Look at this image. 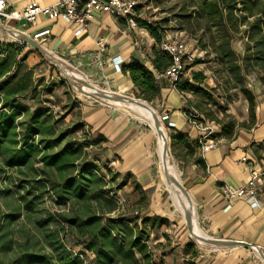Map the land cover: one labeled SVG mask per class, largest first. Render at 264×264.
<instances>
[{
  "label": "rangeland",
  "instance_id": "rangeland-1",
  "mask_svg": "<svg viewBox=\"0 0 264 264\" xmlns=\"http://www.w3.org/2000/svg\"><path fill=\"white\" fill-rule=\"evenodd\" d=\"M241 1L139 0L136 14L140 23L137 22L135 30L141 29L144 32L143 42L148 39L147 30L140 25L142 22L157 30L160 42L165 38L183 41L190 50L189 54L193 55L191 61H185V72L177 81L180 89L175 88V91L176 99L180 102L179 110L190 126L196 128L197 139L200 141H224L227 139L226 134H229L228 137L231 138L237 131L252 129L260 119L258 109H264V62L256 61L258 53L254 47L255 40L250 39L248 26L241 19ZM255 1V10H258L264 4V0ZM211 3H216L220 8V16L210 17ZM252 20L253 18L247 19L249 22ZM147 34L155 46L154 38L148 31ZM0 42L13 46L14 49L9 52V55L18 63L23 62L21 60L27 50L35 51L17 40L7 38L2 32H0ZM55 56L63 63L61 67L47 57L40 61L36 56L35 59H29L25 65L20 64L12 84L16 80H21L22 85L30 82V86L21 98L22 104L31 111L36 106L34 102L41 100L38 106L50 111V124L52 121L55 123L57 134L64 132V141L59 148L66 146L74 150V157L79 159L75 163L72 175L77 174L81 166L89 165L93 172L91 174L99 178L100 183L98 186H93V191H85L78 200L72 198L69 201H62L57 197L58 193L51 189L50 183L43 181L46 178L41 173L42 164L37 162L39 155L32 162L33 169L38 172L36 176L28 169L22 168V173H19L18 169L7 168L0 160V190H10L6 198L0 194V226L4 229L5 225L4 232L7 234L6 241L10 249L7 253H0V264H18L16 260L25 254L51 256L48 233L59 240L82 264H96L95 255L84 249V245L89 242V235L82 225L78 224L79 221L75 226L67 221L69 219L84 220L87 216L99 218L101 225H107L113 230L118 220L122 219L126 224L123 225L124 228L134 229V234L140 233L149 257V262H146L136 254L140 264H195L191 261L193 254L211 255L206 245L200 251L193 247L184 252L182 247H176L174 242L163 236L164 233L160 235L164 229H158L157 226L151 232L149 224L145 227L140 223L141 218L144 217L141 212V207L144 205L140 190L128 176L118 174L115 168L111 167L103 150L100 146H96L89 132L88 135L84 131L79 133L80 126H83L80 122L81 114L75 110L72 111L71 104L78 107V104L90 102L89 100L92 99L108 104V101L99 95L91 94L76 82H69L66 77L69 72H73L79 80L88 81L98 87V84L91 82L95 81V71L92 70V76H94L92 77L89 72L88 75L85 72L91 69L86 62L78 65V61L69 57ZM137 60L144 64L146 59L138 57ZM96 71L100 72L99 69ZM101 84L99 88L106 89ZM244 89L253 96L251 104L247 100V95L243 93ZM52 92L53 95L48 97L47 93L52 94ZM134 99L139 100L135 97ZM46 100H49L51 104ZM4 105L1 101L0 113L6 112ZM143 105L151 109L162 123L163 133L168 139V149L173 160L174 177L177 178L181 165L175 158L191 153L188 137L183 133H171L167 116L157 112L155 106L148 102L144 101ZM63 106L65 107L62 108ZM119 110L130 114L131 121L136 122L137 125L140 124L141 128L150 132L154 167L162 180L154 132L147 122L135 116L137 114L135 109L127 106ZM26 114L24 112L23 117ZM173 138H179V143ZM39 139L40 137H36L33 142ZM40 147L43 148L41 145ZM59 148L53 149L49 154L57 152ZM122 183L124 186L121 185ZM25 191H29L27 199L33 200L34 210L28 211L23 207L21 196L25 194ZM92 194L95 195L91 198ZM16 214H20L19 217H11ZM36 220H42L44 223L38 225ZM163 227H167V224ZM162 236L164 239L160 244L158 240ZM124 237L128 239L126 233ZM167 253L173 256L172 260L165 263L162 257ZM175 257L177 259L181 257L182 261L175 262ZM50 262L55 264L53 260Z\"/></svg>",
  "mask_w": 264,
  "mask_h": 264
},
{
  "label": "crops",
  "instance_id": "crops-1",
  "mask_svg": "<svg viewBox=\"0 0 264 264\" xmlns=\"http://www.w3.org/2000/svg\"><path fill=\"white\" fill-rule=\"evenodd\" d=\"M38 1L15 0L13 6L20 9L27 3ZM55 1L48 0L42 5ZM12 26L32 39L37 34L49 31V34L40 36L35 42L53 55L78 61V65L86 62L91 66L89 71H85L87 75L89 72L92 76V70L96 74L95 81H91L93 84H98L99 87L102 83L104 88L121 94L122 97L134 99V93L138 92L128 73L114 71L112 59H121L124 66L132 59L140 57L146 59L144 66L149 71L152 70L149 60L152 58L154 46L153 40H149L147 36V31L148 40L143 42L145 34L141 29L130 31L123 21L108 15H98L78 37L74 36L72 28L61 19L48 22L40 17L35 26L24 22L14 23ZM42 40L45 41L40 43ZM30 51L32 50H27L23 56L24 65L36 56L40 61L44 58L38 51ZM157 85L158 95L150 104L155 106L157 112L167 116L171 133H183L188 137L191 148V153L175 159L181 165L177 180L188 195V200H184L191 205L192 215L185 205L184 207L180 204V197L167 188L162 171L160 180L154 167L152 136L148 130L141 128L140 124L131 121L130 114L120 111L109 102L107 104L97 99L78 104V107L71 104L72 111L81 114L80 122L83 126H80L79 133L89 132L96 146L103 150L111 167L115 168L118 174L128 176L138 187L144 205L141 207L143 216L153 218L155 225L161 220L167 223V227H163L164 224L158 228L164 229L160 235L164 233L163 236L182 249L192 245L200 251L206 245L211 255L191 256L192 262L264 264V109H258L260 119L254 128L237 131L231 138L218 141L213 149L204 152L197 139L198 131L190 126L179 110L180 102L176 99L175 88L163 78L157 80ZM47 95L51 97L53 92ZM138 101L144 104V101ZM46 102L51 104L49 100ZM193 142H197L198 147L193 146ZM244 157L251 163V167L248 168L247 163L240 162ZM199 158L203 163H198ZM252 172L262 181L260 207L252 209L241 200L228 203L222 193L224 186H244L251 178ZM192 219L203 234L218 239L223 245L203 244L197 242L191 234L188 235ZM155 228L157 226L150 231ZM163 236L158 240L160 244ZM172 256L167 253L162 258L167 263L172 260ZM181 257H175V262L182 261Z\"/></svg>",
  "mask_w": 264,
  "mask_h": 264
},
{
  "label": "trees",
  "instance_id": "trees-1",
  "mask_svg": "<svg viewBox=\"0 0 264 264\" xmlns=\"http://www.w3.org/2000/svg\"><path fill=\"white\" fill-rule=\"evenodd\" d=\"M240 4L242 5V9L240 10L242 13V22L248 26L250 39L255 40L254 47L258 53V60L256 61L263 63L264 4L258 10H255V0H242ZM220 15V8L216 3H211L210 17L214 18ZM248 18H253V20L249 22L247 21ZM140 25L151 34L156 43L152 49V58L149 60L152 71H149L137 59H132L129 64L122 66V72L124 74L128 73L130 81L138 92L134 93L136 98L150 103L157 97L159 90L157 80L154 76L161 74L170 65L171 57L157 50L160 42V36L157 30L143 22ZM12 49L14 48L10 44L0 42V95H2L0 102L2 101L5 104L4 109L6 110L5 113H0L1 163L7 168L18 169L19 173H22V168L28 169L36 176L38 172L33 169L32 162L39 155L37 162L42 164L41 173L46 178L43 181L50 183L51 189L58 193L57 197L62 199V201H69L72 198L78 200V198L83 196L85 191H93V186H98L100 179L91 174L93 172L89 165L81 166L78 173L72 175V170L74 172L75 169V163L79 159L78 157H74V150H70L66 146L59 148L65 136L64 133L57 134L53 121L50 124V111L47 108L38 106L41 102L40 100L34 102L36 106L31 111L27 109V106L22 104L21 98H23L27 87L30 86V82L22 85L21 80H16L12 84V81L15 79L16 70L25 61V58H23L21 60L23 62H15L11 58L12 56L9 55ZM194 77L197 80V75ZM173 87L180 89L179 82H175ZM243 93L247 95V100L251 104L253 102V96L245 89ZM24 112L27 114L23 117ZM55 122L57 123L58 121ZM228 136L229 134H226L227 138H229ZM36 137H40V139L37 142H33ZM173 140L178 142L179 138H173ZM192 145L198 147L199 144L193 142ZM55 148H59L57 152L49 154ZM198 163H203L201 158L198 159ZM121 185L124 186V183ZM28 192L25 191V194L21 196V201L23 202L24 209L29 211L34 210V203L33 200L27 199V196H29ZM9 193L10 190L8 189L0 190V194H3L4 198ZM94 195L92 194L91 198ZM19 215L16 214L11 217H19ZM67 221L70 225L72 224L74 226L79 221L78 224L82 225L84 231L89 235V242L84 245V249L95 255L96 264H140L136 258V254L140 256L142 261L149 262L146 246L144 240L140 237V233L134 234V229L124 228V220L119 219L114 230L107 225H101L99 218L94 216H87L84 220L69 219ZM36 222L38 225L44 223L42 220H36ZM140 223L145 227L146 224H149L150 229H153L154 226L160 227L161 225L167 224L164 220H161L155 225L154 219L147 217L141 218ZM0 228V231H2L0 233V253H7L10 249L6 241L7 234L4 232L5 225L4 229L3 226ZM125 233L128 235V239L124 237ZM47 235L49 238L48 246L52 252L51 256L25 254L16 260L18 264L21 262L28 264H50L52 260L55 264H82L52 234L48 233ZM192 248V245H187L184 247V252ZM192 257H195V255L193 254Z\"/></svg>",
  "mask_w": 264,
  "mask_h": 264
},
{
  "label": "built area",
  "instance_id": "built-area-1",
  "mask_svg": "<svg viewBox=\"0 0 264 264\" xmlns=\"http://www.w3.org/2000/svg\"><path fill=\"white\" fill-rule=\"evenodd\" d=\"M14 1L0 0V24L12 30H16L12 26L14 23L24 22L29 26H35L40 17L48 22H56L61 19L72 28L74 36L78 37L86 31L88 24L98 15H108L116 20H121L130 31L137 28L139 20L136 14L139 0H56L48 5H42L48 0H39L38 2L27 3L20 9L14 8ZM47 34L49 31H44L35 35L33 39L36 40ZM44 41L39 42L43 43ZM157 50L168 54L171 57V63L161 74H156L154 77L156 80L163 78L173 86L185 72V61H191L193 55L189 54L190 50L183 41L171 40L170 38L162 40L158 44ZM112 65L115 72H122L121 59H112ZM217 142L199 140L201 150L204 152L213 149ZM240 162L247 163L248 168L251 167V163L245 157L241 158ZM251 175L244 186L238 188L224 186L222 193L228 203L241 200L252 209L260 207V194L262 192L260 185L262 181L253 172Z\"/></svg>",
  "mask_w": 264,
  "mask_h": 264
},
{
  "label": "bare ground",
  "instance_id": "bare-ground-1",
  "mask_svg": "<svg viewBox=\"0 0 264 264\" xmlns=\"http://www.w3.org/2000/svg\"><path fill=\"white\" fill-rule=\"evenodd\" d=\"M0 32H2L9 39L17 40V41H19V42H21L23 44H27V46H30V47H33V48H38L41 52H46V54H48L51 57L55 58V56L50 51H48L47 49H45L42 46L37 45L34 41H32L24 33H21L19 31H13V30L11 31L9 28H7L5 26H2L0 28ZM66 77H67V80L69 82H71V83L72 82H74V83L76 82L81 87H83V89L87 90L88 92H90L92 94L99 95L104 100L108 101L110 104H113L114 106H116L118 109L130 106L131 108H133V109H135L137 111L136 112L137 114H135V116L138 119H141L142 121H145V122L148 123V125L151 127L152 131L154 132L155 138H156V141H157V155H158V158H159V165H160V168H161L162 173H163L162 175H163L165 184H166L167 188L171 192H174L176 195H178L180 197V200H179L180 204L183 205V206L185 205L188 208L190 215H192V207H191V205L188 204L184 200V199L188 198L187 197L188 195L185 192V190L182 188L180 183L178 182L177 178L174 177L173 165H172V161L173 160L171 159V157H170V155L168 153V151H169V149H168V139L164 136V133H163L164 129L162 127V123L159 120V118L156 115L152 116V115L148 114V110H147V108L145 106H143V105H141V104H139L137 102H132L130 99L126 98L127 96L126 97H122L121 94L115 93L112 90L101 89V88H99L97 86H94V85L88 83V81L79 80L78 78H76L75 73H73V72H69V75H67ZM190 225H191V231L188 230L189 231L188 235L191 234V236H193V238H195L197 240V242L198 241L207 242V241L211 240L208 236L203 234L197 228L196 221H194V219H192ZM216 240H218V239H216Z\"/></svg>",
  "mask_w": 264,
  "mask_h": 264
},
{
  "label": "water",
  "instance_id": "water-1",
  "mask_svg": "<svg viewBox=\"0 0 264 264\" xmlns=\"http://www.w3.org/2000/svg\"><path fill=\"white\" fill-rule=\"evenodd\" d=\"M3 25H1L0 24V28L2 27ZM11 31H12V29H10ZM13 31H16V30H13ZM21 33H23V32H21ZM30 38V37H29ZM32 41H34L35 42V40L34 39H32V38H30ZM19 42V41H18ZM21 43V42H20ZM36 43V42H35ZM23 44V43H22ZM37 44V43H36ZM24 45H26L27 46V44H24ZM37 45H39V44H37ZM40 46V45H39ZM28 47H30V46H28ZM30 48H32L33 50H36V51H38L43 57H47L51 62H53V63H56L59 67H61V62H60V60L58 59V57L57 56H55V58L54 57H51L50 55H48V54H46V52H41L38 48H33V47H30ZM126 98H128V97H126ZM128 99H130L132 102H137V103H139V104H141V105H143L141 102H139L138 100H135V99H132V98H128ZM144 106V105H143ZM146 108H147V110H148V114H150V115H152V116H155L156 114L151 110V109H149L147 106H145ZM168 153H169V151H168ZM169 155H170V153H169ZM170 157H171V155H170ZM188 197V196H187ZM187 200H188V198H187ZM192 221V220H191ZM191 221H190V223H191ZM190 223H189V225H190ZM190 231H191V225H190ZM211 240H209V241H207V242H205V241H198V242H200V243H203V244H211V245H216V246H218V245H223V243H221L220 241H218V240H216V239H212V238H210ZM228 247V246H227Z\"/></svg>",
  "mask_w": 264,
  "mask_h": 264
}]
</instances>
